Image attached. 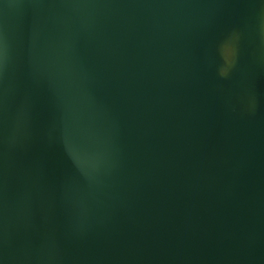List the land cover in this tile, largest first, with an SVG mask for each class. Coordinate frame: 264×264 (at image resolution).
Masks as SVG:
<instances>
[{
  "label": "water",
  "instance_id": "1",
  "mask_svg": "<svg viewBox=\"0 0 264 264\" xmlns=\"http://www.w3.org/2000/svg\"><path fill=\"white\" fill-rule=\"evenodd\" d=\"M0 264H264V0H0Z\"/></svg>",
  "mask_w": 264,
  "mask_h": 264
}]
</instances>
